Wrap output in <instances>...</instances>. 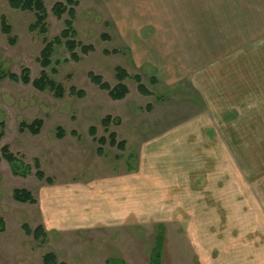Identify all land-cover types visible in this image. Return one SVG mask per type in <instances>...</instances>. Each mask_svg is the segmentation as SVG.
I'll use <instances>...</instances> for the list:
<instances>
[{
  "label": "crops",
  "instance_id": "crops-1",
  "mask_svg": "<svg viewBox=\"0 0 264 264\" xmlns=\"http://www.w3.org/2000/svg\"><path fill=\"white\" fill-rule=\"evenodd\" d=\"M120 2L117 0L116 7H111L119 42L115 56L128 60L119 68L125 70L130 78L123 82L128 95L116 101L127 103L125 107L120 106V112L116 115L119 119L116 120L120 124L133 116L131 120L136 121L137 116L131 113L130 108L140 101V108L152 118V122L171 124L167 126L168 129L157 131L142 124L140 128L128 131L125 136L111 133L109 127L101 136L96 130L90 129L80 133H64L63 137H55L54 134L53 140L45 141L43 138L33 142L34 158L43 173H48L45 176L50 179L59 177L57 183H46V188L38 190L41 206L45 207L49 215L57 216L60 211L56 205L65 202L66 196L75 197L74 202H90L88 205L93 210L91 216L87 217L83 210L82 217L74 208L71 218L74 223L69 228L82 226L96 229L100 225L111 229L123 227L129 221L138 224L144 220L145 226L163 228V254L170 232L169 225L173 219H179L180 226L185 227L183 232L187 234V242L197 254L196 264H205L203 261L207 254L204 247L208 243L212 249L208 264H264V181L257 183L255 196L253 183L250 177H246V170L242 196L236 195L235 183V153L236 145L239 144L236 138L245 136L246 126L251 121L264 122V0H162V3L159 2L162 5H154L157 11L155 17L147 18L140 12L139 6L135 11L134 5L130 8L128 4L126 7ZM2 19L8 24L5 17ZM205 63L208 65L205 66ZM130 66L136 72L134 75L128 71ZM219 74H223L224 78L217 77ZM220 79L225 82L220 83ZM132 82L136 83L135 97H131L128 88ZM139 82L149 93L139 91ZM176 89L182 93H177ZM179 97L184 101L201 100L206 108L189 104L188 101L179 105L173 101ZM166 98L172 100L165 102ZM209 120L215 128L207 133L175 128L182 122ZM221 123H225L224 128H221ZM241 129L243 131L240 133ZM111 134L116 137L112 144L109 138ZM203 134L209 138L204 148L197 145V138L203 137ZM32 136L40 138L41 133ZM120 136L124 139L120 140ZM194 138L196 141L192 140ZM56 143L69 146L74 143L79 158L80 146L84 143L97 145L94 156L97 155L99 160L109 159L104 151L107 146L116 149L127 154L124 171H104L107 168L117 170L121 157L118 159L115 156L107 163L104 160L103 164L95 162V157H92L88 159L91 163L89 169L96 170L99 183H70L69 179L77 171V155L73 151L70 156L61 155L54 159L52 153ZM196 148V153L207 154L206 158L211 160L210 168L205 169H210L211 176L209 172L206 176L213 186L216 185L207 205L203 204L206 201L204 194L189 190V187L203 182L197 175L200 162L196 161ZM188 151L192 154L190 159L187 157ZM68 153L69 149L65 154ZM99 154L102 156L99 157ZM50 157L52 160L48 161ZM66 158L72 165H65ZM57 162L59 165L53 170ZM221 165L228 175L225 184L228 187L227 196L219 190ZM201 166L200 169L205 168L203 164ZM84 169L82 166L80 170ZM165 178L168 179L163 182ZM138 181L140 183L136 184ZM157 181L166 185L163 191L167 190V193L149 188V184L153 187L151 183ZM99 186L110 193L105 194V198L110 197V200L102 205L97 200L102 196ZM130 188L129 194L127 189ZM240 197H243L242 203ZM35 200L36 204L31 206L36 211L39 202L36 197ZM74 206L79 210V205ZM34 216L45 231L63 233L56 231L57 224L52 216L44 221L37 218L35 212ZM203 217L208 222L205 232L198 223ZM185 218L194 219L190 226L187 224V229ZM200 231L203 237L199 235ZM120 264L125 263L121 261Z\"/></svg>",
  "mask_w": 264,
  "mask_h": 264
},
{
  "label": "rangeland",
  "instance_id": "rangeland-1",
  "mask_svg": "<svg viewBox=\"0 0 264 264\" xmlns=\"http://www.w3.org/2000/svg\"><path fill=\"white\" fill-rule=\"evenodd\" d=\"M43 1L47 11L46 26L48 34L46 36H41L38 32L30 31V26L35 22L32 13L11 10L8 0H0V25L1 17H5L8 24L12 27L10 35L3 34L0 31V71L21 77L22 71L27 69L30 72L31 81L29 84H23L21 82L13 83L8 79L0 80V123L4 124V129L0 128V133L3 135L2 139H0V150L8 146L11 153L20 157L31 169L27 178L15 177L12 174L10 165L4 160L0 162V220L5 225V230L3 232L0 231V264H44V257L49 253H53L57 257L59 264H120L121 261L125 264H149L156 240L157 243H160V246L162 245L163 238L165 237L163 228L156 229L154 225L145 226L143 225L144 220H140L138 224L129 221L123 227L111 229L100 225L96 229L82 226L69 228L74 223V220L71 219L74 208L82 217H84L82 214L83 210V213L88 215L87 217L91 216L93 210L88 205L90 202H74L75 197L69 198V196H66V201L62 204L56 205L55 202L56 207L60 211L57 216L49 215L45 207L41 206L40 195L37 192L47 186L45 180L40 182L35 176L36 169L34 162L36 159L34 158L35 146L33 142L43 138L45 141L53 140L54 134L57 137L58 129H62L66 134L94 129L99 136L103 135L105 128L102 126V121L107 116L119 119L116 115L120 112V106L125 107L127 103L112 100L108 92L101 91L91 83L89 75L100 76L105 83L114 87L117 84L115 79L116 69L119 66H124L125 62L128 61L113 54L106 55L108 52L110 53L119 49V42L116 38V27L113 20L114 10H111V7H116L117 0H84L75 10L73 26L77 32V42L84 46H92L94 52L87 56H82L78 50L79 60L73 61L63 45L55 46L51 67L43 69L40 65V53L44 49V38L52 41L53 38L59 36L65 28L64 22L68 20L67 15H64L61 19H57L52 14L53 6L56 3H61L62 0ZM121 1L120 3H123L126 7L129 5L131 8L134 5L135 11H137V6H139L140 12L145 18L153 15L155 17L157 11L154 5H162L159 4V2L162 3V0ZM207 65L205 63V66ZM130 70H128L130 75L136 73L135 71L133 72L132 67ZM42 72H45L52 82L65 89V94L62 98H58L49 90L40 92L34 89L32 82L38 79ZM217 77L224 78V75L219 74ZM219 82L225 81L220 79ZM72 88L85 93V98L80 99L77 96H72L70 94ZM128 88L131 97H135L136 83L132 82L128 84ZM176 92L182 93L180 89H176ZM168 100L172 99L166 98L165 102ZM173 101L179 105H183V103L188 101L189 104L194 103L202 109L206 108V106L201 104V100L192 99L184 101L182 97H179ZM136 103V105L130 108V111L137 116L135 118L137 120L132 121L131 119H134L132 116L129 118V121L120 122L119 125L114 122L109 128L111 133L117 132L125 136L128 131L140 128L142 124H146L152 131L169 128L167 126L171 124L170 122H152V118L146 116L145 110L140 108V101ZM179 105L176 107L179 108ZM36 120L43 122L42 138L41 136L40 138H34L29 132L20 131L19 125L21 123L29 125ZM224 125L225 123H221V128L222 126L224 128ZM249 127H251V132L249 131ZM175 128L207 133V131L210 132L214 129L215 126L209 120L182 122L180 126ZM148 131L145 132L148 133ZM242 131L241 129L239 132L241 133ZM246 132L245 136L236 138L239 141V144L236 145L237 153H235L237 196H242L244 193L245 170L248 174V176L246 174V177H250L253 183V196H255L257 183L264 181V122L259 120L251 121L250 125L246 126ZM25 138L29 140L26 141L27 139ZM119 138L120 140L124 139L122 136ZM208 139L205 135L197 138L198 147L203 146L204 148ZM30 140L33 141L30 142ZM192 140L196 141L195 138ZM84 145L81 144L80 146V158L77 152L78 148H76L77 146L74 143L71 146L66 143H56L54 147L52 153L54 154V159H57L61 155L70 156L73 151H75V156L77 155L75 157L78 159V161H75L77 171L69 179L70 183L86 185L88 182L93 184L99 183L96 180V170L89 169L91 163L88 162V159L92 157H95V162L101 164L104 163V160L106 163L111 162L112 160L110 159H114L115 156H118V159L121 157L117 170L115 168H107L104 171H124L125 156L127 154H122L116 149H111L107 146L104 151L106 157L108 156L109 159L99 160L96 158L97 155L94 156L98 149L97 145L92 146L85 143ZM240 146L241 148H239ZM67 149H69V153L66 155ZM196 151L197 148L194 150L196 161L200 162L197 175H199L200 179H203V182L194 187H189V190L195 194H204L203 196H205L206 201L203 204L207 205L212 199L210 198L211 193L216 189V185L213 186L206 176L207 172L211 176L210 169L206 171L208 170L206 168H210L211 160L206 158L207 154L196 153ZM190 154V151H188L187 157L189 159ZM99 155V157L102 156L101 154ZM209 155H211L210 149ZM201 156H203L202 159L200 158ZM134 158L135 160L137 159L135 154ZM51 160V157L48 158V161ZM64 161L66 162V166L72 165L71 163L69 164L68 158L64 159ZM221 163H223L222 156ZM202 164L205 167L204 169H200L202 168ZM58 165V162L55 163L53 170ZM82 166L85 167L84 170H80ZM222 168L223 166L221 165L219 190L227 196L228 187L225 184L227 183L228 175L227 170ZM198 170H200L199 173ZM45 175L48 176V173ZM48 178L50 179V177ZM56 178H51L50 180L53 183H57L59 177ZM167 179L165 178L163 182H166ZM193 179H191L192 183H194ZM143 180L148 182L145 178ZM170 180H173L172 175ZM163 182H153L151 183L153 187L148 183L149 188L152 191L162 190L161 192H166L167 190L163 191V186H166L163 185ZM139 183L140 181L136 184ZM99 188L98 190L102 191V196H99L97 200L102 205L110 200V197L105 198V194L110 193L105 188L100 186ZM21 189L29 191L34 198L38 199L39 205L38 207L35 206L36 211L30 204L22 205L13 199L14 191ZM127 190L130 194L131 188ZM100 197L101 199H99ZM239 200L242 203L243 197H240ZM74 205H79V210ZM34 212L35 214L37 213V218L43 221L52 216L54 223L57 224L56 231H63V233H52V231L46 229L47 238L45 241H37L32 236H27L22 229L23 225H28L31 229L41 226V222L36 220ZM33 219L35 220L33 221ZM192 220L194 219L185 218L186 229L188 227L187 224L190 226ZM198 223L202 227L203 232H205L208 227L207 220L203 217V219L200 218ZM180 225L179 219H173L169 225L170 232L167 234L161 264H196L197 254L193 251V246L191 247L186 240L187 234L185 231L183 232V228L185 227H181ZM66 229L67 231H65ZM199 233L203 237L201 235L202 232L200 231ZM204 250L207 256L203 263L208 264L212 257L210 243L205 244Z\"/></svg>",
  "mask_w": 264,
  "mask_h": 264
},
{
  "label": "trees",
  "instance_id": "trees-1",
  "mask_svg": "<svg viewBox=\"0 0 264 264\" xmlns=\"http://www.w3.org/2000/svg\"><path fill=\"white\" fill-rule=\"evenodd\" d=\"M83 0H62L61 3H56L52 8V14L55 18L61 19L64 15H67L68 20L64 22V30L61 34L52 41H48V39L44 38V49L40 53V65L43 69H47L51 67L53 55L55 51V46H64L67 53L69 54L71 60L78 61L79 60V50L82 56H87L90 53L94 52V48L92 46H84L77 42V32L74 29L73 23L75 18V10L79 6V4ZM9 7L12 10L21 11V12H29L34 15L35 22L30 27L31 32H38L41 36H46L48 34L46 20H47V11L45 8V4L43 0H8ZM1 32L6 35H10L12 30L11 27L6 23L4 19L1 20ZM118 51L114 50L112 52L106 53V55L117 54ZM130 76L128 73L121 69H116L115 79L118 84L111 88L107 83L104 82L102 77L96 76L94 74L89 75V79L91 83L97 86L100 90L108 92L110 98L114 101H120L126 98L128 95V89L123 84ZM8 79L13 83L21 82L23 84H29L30 81V72L25 69L21 73V77H17L11 73L0 71V80ZM32 86L34 89L45 92L47 90L53 92L58 98H62L65 94V89L52 82L45 72H42L40 77L32 82ZM139 91L143 94H147L145 88L139 82ZM70 94L72 96H77L82 99L85 97V93L78 91L76 89H71ZM115 122V124L119 125V121L116 119H112L111 117H106L102 121V126L105 130ZM0 128L4 129V124L0 123ZM43 128V122L41 120H36L31 124L21 123L19 125L20 131H27L32 135H39ZM57 136L63 137L65 132L62 129L57 130ZM2 134L0 133V139H2ZM111 143L116 140L114 134L109 136ZM123 147L124 143H120ZM114 146V144H113ZM120 145L117 146L119 148ZM1 160L6 161L11 168L12 174L15 177L27 178L31 172V169L28 165L24 163L20 157H17L13 153H11L8 146L3 147L0 150V162ZM34 167L36 169V178L39 181H44L47 184H52V181L49 178H46L45 174L41 170V167L37 161L34 162ZM13 199L20 204H36V200L34 196L27 190H15L13 193ZM23 231L27 236H32L37 241H45L47 238V233L42 226H38L36 229H31L28 225L22 226ZM5 230V225L2 220H0V231L3 232ZM163 256V245L160 246V243H157L152 249L150 262L149 264H161ZM44 264H59L57 257L53 253H49L44 257Z\"/></svg>",
  "mask_w": 264,
  "mask_h": 264
}]
</instances>
